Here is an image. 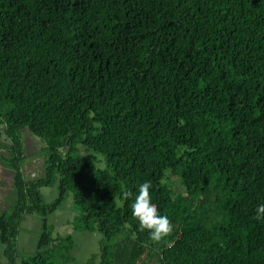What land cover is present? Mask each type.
I'll return each instance as SVG.
<instances>
[{
  "label": "trees",
  "instance_id": "obj_1",
  "mask_svg": "<svg viewBox=\"0 0 264 264\" xmlns=\"http://www.w3.org/2000/svg\"><path fill=\"white\" fill-rule=\"evenodd\" d=\"M0 151V264H74L47 222L68 198L99 264H264V0H0ZM144 181L173 225L158 242L131 215Z\"/></svg>",
  "mask_w": 264,
  "mask_h": 264
},
{
  "label": "rangeland",
  "instance_id": "obj_2",
  "mask_svg": "<svg viewBox=\"0 0 264 264\" xmlns=\"http://www.w3.org/2000/svg\"><path fill=\"white\" fill-rule=\"evenodd\" d=\"M23 145L26 149V156L31 153L38 152L42 147L39 140L33 138L28 131L23 132ZM6 153L0 151V156H5ZM39 158L26 159L24 170L28 177H33L41 174L42 168L39 165ZM0 163V214L7 210L12 204L13 199L5 200L3 196L8 195L11 186L12 176L6 171ZM43 197L47 203H50L57 195L56 189L46 188L42 190ZM7 198V197H6ZM77 215L74 207L72 206L71 199L67 201L50 217L47 222L54 226V231L59 236L70 234L74 240V250L72 251L74 264H87L91 256H95L92 264L100 263V255L98 248V241L100 236L96 233H73L72 220ZM68 220V221H67ZM41 218L36 215H26L20 226L19 234L16 237L15 249L17 253V261L27 258L32 255L36 249V243L39 237V229L41 225ZM4 248L0 246V262L4 263L3 256Z\"/></svg>",
  "mask_w": 264,
  "mask_h": 264
},
{
  "label": "clouds",
  "instance_id": "obj_3",
  "mask_svg": "<svg viewBox=\"0 0 264 264\" xmlns=\"http://www.w3.org/2000/svg\"><path fill=\"white\" fill-rule=\"evenodd\" d=\"M151 183L144 181L138 187L131 203V215L138 221L141 229L147 231L151 241L158 242L168 236L173 225L167 215L161 214L150 195ZM125 196L129 193L125 192ZM257 220L264 219V203L257 204L254 212Z\"/></svg>",
  "mask_w": 264,
  "mask_h": 264
},
{
  "label": "water",
  "instance_id": "obj_4",
  "mask_svg": "<svg viewBox=\"0 0 264 264\" xmlns=\"http://www.w3.org/2000/svg\"><path fill=\"white\" fill-rule=\"evenodd\" d=\"M66 150H67V147L64 148V151H66Z\"/></svg>",
  "mask_w": 264,
  "mask_h": 264
}]
</instances>
